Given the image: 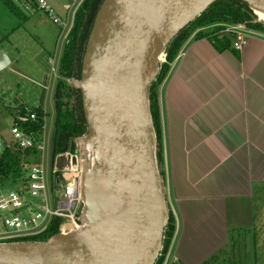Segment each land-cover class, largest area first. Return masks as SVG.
Instances as JSON below:
<instances>
[{"label":"water","instance_id":"1","mask_svg":"<svg viewBox=\"0 0 264 264\" xmlns=\"http://www.w3.org/2000/svg\"><path fill=\"white\" fill-rule=\"evenodd\" d=\"M215 1L103 0L88 35L80 83L88 125L82 142L96 164L93 183L82 184L88 219L66 236L0 245V264L155 262L166 210L147 89L166 44ZM240 1L264 14V0ZM9 65L0 52V72Z\"/></svg>","mask_w":264,"mask_h":264},{"label":"crops","instance_id":"2","mask_svg":"<svg viewBox=\"0 0 264 264\" xmlns=\"http://www.w3.org/2000/svg\"><path fill=\"white\" fill-rule=\"evenodd\" d=\"M10 1L25 20L8 12L6 34L42 14ZM46 1L64 16L68 0ZM257 33L239 51L229 39L218 52L190 37L160 88L165 200L175 222L170 255L178 264H204L226 245L238 264H264V35ZM0 52L18 63V51L0 45Z\"/></svg>","mask_w":264,"mask_h":264},{"label":"trees","instance_id":"3","mask_svg":"<svg viewBox=\"0 0 264 264\" xmlns=\"http://www.w3.org/2000/svg\"><path fill=\"white\" fill-rule=\"evenodd\" d=\"M102 2L103 0L83 1L76 12L73 27L63 47L57 72L58 79L52 98L54 109L53 156L65 153L68 149L71 153H75L73 141L87 133L88 125L84 113L80 83L82 80L83 58L88 35ZM3 4L18 20L21 22L25 20L19 8L12 1L3 0ZM227 26H244L248 30L264 35V25L257 26L254 11L247 4L240 0H217L209 5L192 23L179 31L166 44L163 49L166 63L158 64L157 76L147 89V109L154 138V162L166 210L162 229L161 248L153 264L162 263L175 230L174 218L165 200V176L159 107L160 88L166 80L170 67L176 59L179 50L190 37L193 40L206 39L216 51L221 52L222 49L219 45H222L226 41L229 43V40L233 42V36L231 34H228L227 38L224 36L219 38L218 36ZM28 110L36 113L37 119L34 122H29L19 127L28 133H32L34 135V142L37 143L39 141L41 127L44 124L43 118L46 117V114L40 106ZM17 111L25 113V107H19L15 111L12 123L18 114ZM0 141L8 144L10 138L4 140L3 136H1ZM38 156L39 152L36 148L21 150L15 146H6L0 153L1 183L12 184L19 177L25 175L28 167L37 162ZM61 223V219L54 218L44 234L31 238L29 241L45 242L58 234V228ZM229 252V245H226L204 264H238L237 261L230 259Z\"/></svg>","mask_w":264,"mask_h":264},{"label":"built area","instance_id":"4","mask_svg":"<svg viewBox=\"0 0 264 264\" xmlns=\"http://www.w3.org/2000/svg\"><path fill=\"white\" fill-rule=\"evenodd\" d=\"M83 1L69 0L63 17L59 16L46 0H24L22 11L26 14L42 13L58 28V41L65 39L66 42L76 12ZM254 14L256 15V12ZM224 32L233 36L232 46L237 51L242 48L248 37L258 35L244 26H227ZM164 63L165 54L162 53L159 64ZM17 112L15 121L9 129L10 141L8 144L0 141V153L6 146H15L21 150L36 148L39 156L37 162L28 167L25 175L12 184H3L0 178V245L30 242L29 239L44 234L54 218L62 220L57 235L66 236L79 231L83 226L80 208L83 204L84 161L82 156H76V149L78 151L81 146L74 145L76 148L74 154L68 149L65 153L54 156L49 184L43 156L45 126L43 124L41 127L39 141L35 143L34 135L20 129L19 126L34 122L37 119L36 113L27 108L25 113ZM81 138L83 136L79 139ZM58 158L62 160L61 168L57 167ZM171 244L170 241L161 264H178L177 259L170 255Z\"/></svg>","mask_w":264,"mask_h":264},{"label":"rangeland","instance_id":"5","mask_svg":"<svg viewBox=\"0 0 264 264\" xmlns=\"http://www.w3.org/2000/svg\"><path fill=\"white\" fill-rule=\"evenodd\" d=\"M8 12L7 8L0 4V45L18 51L19 57L18 63L12 62L8 70L0 72V135L2 133L4 140L10 138L8 133L13 121V114L17 108L22 106L19 104L25 105L27 109L40 106L46 114L44 118L45 149L43 156L50 184L54 121L52 98L58 79L57 72L65 39L57 40L58 28L42 14L32 18V23H22L14 30L7 32H11L10 34H6L2 31L5 29V20L7 21L6 17L9 16ZM12 20L14 22V18ZM255 23L264 24L258 21L256 15ZM81 139L74 140L76 147L83 143ZM90 154L89 145L85 146L84 149L80 147L78 151L76 149V156H82V161H84L83 180L93 183V172L96 164L90 160ZM87 204H89L88 194L87 196L84 195L83 204L80 208V219L83 224L89 216L85 208Z\"/></svg>","mask_w":264,"mask_h":264},{"label":"bare ground","instance_id":"6","mask_svg":"<svg viewBox=\"0 0 264 264\" xmlns=\"http://www.w3.org/2000/svg\"><path fill=\"white\" fill-rule=\"evenodd\" d=\"M256 16H257V18H258V21H260V22H263L264 23V14H262V13H256ZM264 25V24H263ZM160 57H161V55H159L158 56V60H160ZM83 145L84 144H81V147L84 149L85 148V145H84V147H83ZM90 153V152H89ZM90 160L92 161V162H94L95 163V160H93V158H92V155L90 154ZM59 160H60V158H58V162H59ZM87 172V171H86ZM95 174V175H94ZM93 175H94V178H96V170H95V172H93ZM91 177V176H90ZM96 180V179H95Z\"/></svg>","mask_w":264,"mask_h":264}]
</instances>
